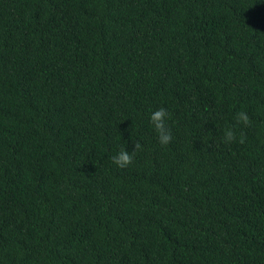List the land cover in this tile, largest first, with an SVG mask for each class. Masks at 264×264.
I'll use <instances>...</instances> for the list:
<instances>
[{
    "label": "trees",
    "instance_id": "16d2710c",
    "mask_svg": "<svg viewBox=\"0 0 264 264\" xmlns=\"http://www.w3.org/2000/svg\"><path fill=\"white\" fill-rule=\"evenodd\" d=\"M0 264H264V0H0Z\"/></svg>",
    "mask_w": 264,
    "mask_h": 264
},
{
    "label": "clouds",
    "instance_id": "9594fccd",
    "mask_svg": "<svg viewBox=\"0 0 264 264\" xmlns=\"http://www.w3.org/2000/svg\"><path fill=\"white\" fill-rule=\"evenodd\" d=\"M171 114L164 107H161L150 113V124L157 134L158 143L161 146H167L173 140V134L171 128L167 124V120L170 119ZM236 126L243 125L245 127L251 126V119L246 111L240 110L236 112L235 117ZM236 126L227 127L224 130L223 143L231 144L238 142L244 144L246 137L243 132L240 133L237 140ZM142 150V146L138 140L134 139V150L129 152L127 149L121 148L116 154L111 156L113 165L120 169L127 168L134 162L135 154L137 151Z\"/></svg>",
    "mask_w": 264,
    "mask_h": 264
}]
</instances>
